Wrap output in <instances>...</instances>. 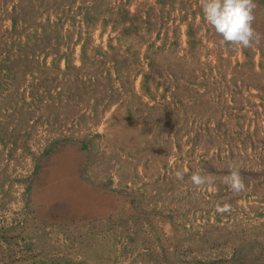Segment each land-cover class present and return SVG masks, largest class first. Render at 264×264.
I'll return each mask as SVG.
<instances>
[{
  "label": "rangeland",
  "instance_id": "1",
  "mask_svg": "<svg viewBox=\"0 0 264 264\" xmlns=\"http://www.w3.org/2000/svg\"><path fill=\"white\" fill-rule=\"evenodd\" d=\"M254 3L242 48L201 0H0V264H264Z\"/></svg>",
  "mask_w": 264,
  "mask_h": 264
},
{
  "label": "clouds",
  "instance_id": "2",
  "mask_svg": "<svg viewBox=\"0 0 264 264\" xmlns=\"http://www.w3.org/2000/svg\"><path fill=\"white\" fill-rule=\"evenodd\" d=\"M254 7V0H201L203 19L214 28L221 42L242 48L251 47L254 40L259 42V35L252 26ZM191 179L196 185L206 183V178L199 174H194ZM227 183L237 195L245 190L241 175L235 169L231 170ZM218 211L226 213L230 209L218 207Z\"/></svg>",
  "mask_w": 264,
  "mask_h": 264
}]
</instances>
